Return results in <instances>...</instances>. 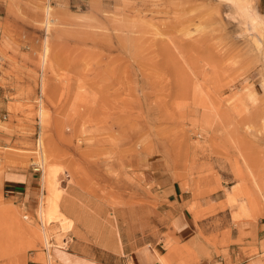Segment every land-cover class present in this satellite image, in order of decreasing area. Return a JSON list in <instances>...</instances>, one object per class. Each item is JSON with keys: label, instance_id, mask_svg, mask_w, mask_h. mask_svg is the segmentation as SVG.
Listing matches in <instances>:
<instances>
[{"label": "rangeland", "instance_id": "rangeland-1", "mask_svg": "<svg viewBox=\"0 0 264 264\" xmlns=\"http://www.w3.org/2000/svg\"><path fill=\"white\" fill-rule=\"evenodd\" d=\"M243 22L222 0H0V264H45L39 139L70 256L195 264L264 220V26ZM8 169L34 172L30 198L2 195Z\"/></svg>", "mask_w": 264, "mask_h": 264}, {"label": "bare ground", "instance_id": "bare-ground-1", "mask_svg": "<svg viewBox=\"0 0 264 264\" xmlns=\"http://www.w3.org/2000/svg\"><path fill=\"white\" fill-rule=\"evenodd\" d=\"M222 1L228 2L236 10L241 12L244 18L243 23L246 24V22L247 23L249 22L251 29L259 30L261 29L262 26H264V20L260 19V17L255 11L249 10L248 8H251V6L248 3L244 2V0H222ZM49 13H50V5L48 4L46 5V8H45L46 25L48 23ZM254 43L257 48H260L258 40L254 39ZM46 52H47V45L46 43H44L43 53L41 56L43 63L45 61ZM38 112H39V115L42 117L43 109L41 105L39 107ZM39 141H40L39 150H38L39 155H40L39 160L41 162L40 164L44 168L42 170L43 171L42 172V180H43L42 182L47 187V191L49 193L45 197V200H43V198L41 199L40 206L37 211L38 217L41 221V228L36 229L34 228V226L32 227L31 225L30 226L26 225V231L29 233L28 235L27 234L26 235L29 237L30 240L37 241L38 243L42 244V246L45 248V254L40 256L41 260L45 264H58V262H60V264L61 263L62 264H94L93 262H90L88 260L79 259V258L70 256L66 254L63 250H60L58 248H55V247L54 249L51 248V246L53 245L52 243L53 241L51 242L50 240L51 232L53 233L55 232V238L57 240V245L62 244V242L60 241L62 239L61 235L64 230L66 231L70 227L71 220L70 218L65 217L62 214V212H60V209H59L58 198L61 193L62 179H63L61 169L58 166L47 162V156L42 146H40L41 139H39ZM231 193L232 192H230V194ZM229 199L235 200L236 198L234 199L233 195L231 194L229 195ZM5 212H6L5 208L0 206V215H2V213H5ZM238 212L241 214L246 212V207L243 203L239 205ZM52 223H57V228L59 229L60 232H58V230H55V228L50 227Z\"/></svg>", "mask_w": 264, "mask_h": 264}, {"label": "crops", "instance_id": "crops-1", "mask_svg": "<svg viewBox=\"0 0 264 264\" xmlns=\"http://www.w3.org/2000/svg\"><path fill=\"white\" fill-rule=\"evenodd\" d=\"M34 179V172L29 170L8 169L2 175V195L30 198L36 190ZM178 221L176 238L181 242L188 241L192 237L189 236L192 227L186 219L179 218ZM226 239L218 252L212 251L211 257H202L195 264H264V220L241 225L238 230L232 228ZM164 254L165 250L160 246L151 247L147 260L137 259L135 264H158V256Z\"/></svg>", "mask_w": 264, "mask_h": 264}, {"label": "built area", "instance_id": "built-area-1", "mask_svg": "<svg viewBox=\"0 0 264 264\" xmlns=\"http://www.w3.org/2000/svg\"><path fill=\"white\" fill-rule=\"evenodd\" d=\"M36 169H39V167H37Z\"/></svg>", "mask_w": 264, "mask_h": 264}]
</instances>
